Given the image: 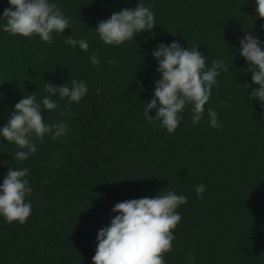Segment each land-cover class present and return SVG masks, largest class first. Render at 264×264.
I'll return each instance as SVG.
<instances>
[{
    "label": "trees",
    "instance_id": "1",
    "mask_svg": "<svg viewBox=\"0 0 264 264\" xmlns=\"http://www.w3.org/2000/svg\"><path fill=\"white\" fill-rule=\"evenodd\" d=\"M57 2L72 31L54 34L52 43L0 31V126L23 94L47 95L44 82L70 84L72 76L88 86L78 103L61 100L57 110L42 111L49 122L65 120L68 131L36 140L26 160L12 158L16 146L0 137V181L8 167H26L33 188L23 224L0 217V264H92L97 230L115 215L112 206L168 186L187 202L177 208L166 264H189V251L193 264H264V115L243 85L252 84L250 73L237 72L247 67L244 58L233 55L245 30L264 40L255 0H139L155 14L154 35L118 46L102 43L93 28L137 0ZM8 6L0 0V13ZM69 34L86 38L88 52L65 44ZM172 40L198 44L206 65L223 58L228 70L204 106L205 115L215 109L220 128L204 117L193 125L187 107L173 133L144 118L141 100L151 98L159 76L151 50ZM92 51L97 66L88 60Z\"/></svg>",
    "mask_w": 264,
    "mask_h": 264
},
{
    "label": "clouds",
    "instance_id": "2",
    "mask_svg": "<svg viewBox=\"0 0 264 264\" xmlns=\"http://www.w3.org/2000/svg\"><path fill=\"white\" fill-rule=\"evenodd\" d=\"M7 2L9 6L0 13V31L27 38L36 35L50 44L54 34H64L65 28L71 29L70 19L57 0ZM255 17L264 18V0H255ZM155 25L153 10L137 0L135 7H122L119 11L111 12L106 19L98 20L93 29L102 43L118 46L143 32L152 33ZM260 29L264 31V23ZM64 36V42L69 47L88 52L86 38L74 37L72 34ZM198 46H181L177 40L167 44L160 41L151 50V56L156 61L155 71L159 76L154 81L151 98L141 100L143 116L149 122L159 121V126L168 133L175 131L186 107L191 113L193 125L204 117L210 127L222 126L215 109L208 107L205 115L204 106L209 101L211 89L218 83L217 76L228 69L223 58L212 59L206 65V55L198 51ZM237 52L247 65L246 68H238L237 72H249L251 82L255 85L243 83L245 88L251 89L247 93L248 100H255L264 115V40L252 31L245 30L239 38V48L233 55ZM88 60L93 66L100 63L95 51L89 54ZM108 63L116 61L109 59ZM69 80L70 84L67 81L61 84L44 82L47 95L37 99L32 94H23L12 106L6 122L0 126V137L16 146L12 158L26 160L36 151L35 141L42 140L45 135L53 140L65 136L68 131L66 121L49 122L42 117V111L49 113L57 110L58 101L61 100L65 104L78 103L87 94L88 86L83 78L71 76ZM2 96L0 93V98ZM151 109H155L154 116L149 114ZM3 163L0 161V164ZM27 174L26 167L11 166L0 181V217L9 223L15 221L23 224L30 215L32 202L28 197L33 188ZM164 189L151 197L125 199L112 206L111 213L115 215L111 216L107 226L97 230L92 264H166L164 253L172 249L175 239L173 230L181 218L177 208L187 202V196L178 194L169 186ZM204 189L203 183L195 186L198 197ZM186 259L189 264H193L191 251Z\"/></svg>",
    "mask_w": 264,
    "mask_h": 264
}]
</instances>
